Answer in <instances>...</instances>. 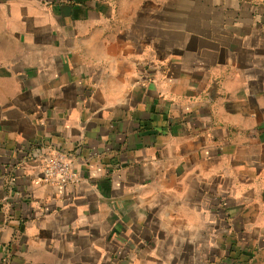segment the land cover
<instances>
[{"label": "crops", "instance_id": "1", "mask_svg": "<svg viewBox=\"0 0 264 264\" xmlns=\"http://www.w3.org/2000/svg\"><path fill=\"white\" fill-rule=\"evenodd\" d=\"M0 264H264V0H0Z\"/></svg>", "mask_w": 264, "mask_h": 264}, {"label": "built area", "instance_id": "2", "mask_svg": "<svg viewBox=\"0 0 264 264\" xmlns=\"http://www.w3.org/2000/svg\"><path fill=\"white\" fill-rule=\"evenodd\" d=\"M43 179L52 185H72L78 181L70 156L61 150H53L42 167Z\"/></svg>", "mask_w": 264, "mask_h": 264}]
</instances>
